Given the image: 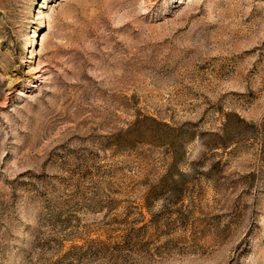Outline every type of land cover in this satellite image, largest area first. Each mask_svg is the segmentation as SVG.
I'll use <instances>...</instances> for the list:
<instances>
[{"label":"rangeland","instance_id":"obj_1","mask_svg":"<svg viewBox=\"0 0 264 264\" xmlns=\"http://www.w3.org/2000/svg\"><path fill=\"white\" fill-rule=\"evenodd\" d=\"M0 264H264V0H0Z\"/></svg>","mask_w":264,"mask_h":264}]
</instances>
